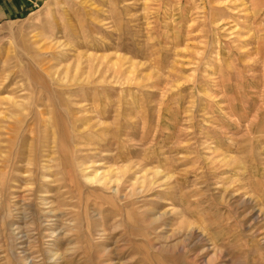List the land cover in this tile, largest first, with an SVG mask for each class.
Returning a JSON list of instances; mask_svg holds the SVG:
<instances>
[{"label":"rangeland","instance_id":"obj_1","mask_svg":"<svg viewBox=\"0 0 264 264\" xmlns=\"http://www.w3.org/2000/svg\"><path fill=\"white\" fill-rule=\"evenodd\" d=\"M0 264H264V0L0 25Z\"/></svg>","mask_w":264,"mask_h":264},{"label":"crops","instance_id":"obj_2","mask_svg":"<svg viewBox=\"0 0 264 264\" xmlns=\"http://www.w3.org/2000/svg\"><path fill=\"white\" fill-rule=\"evenodd\" d=\"M39 0H0V25L29 11Z\"/></svg>","mask_w":264,"mask_h":264}]
</instances>
